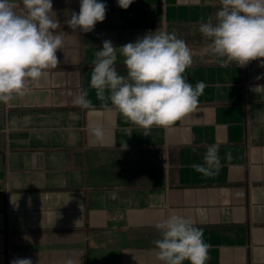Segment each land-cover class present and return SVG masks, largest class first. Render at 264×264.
Masks as SVG:
<instances>
[{
	"label": "crops",
	"instance_id": "0c3cea01",
	"mask_svg": "<svg viewBox=\"0 0 264 264\" xmlns=\"http://www.w3.org/2000/svg\"><path fill=\"white\" fill-rule=\"evenodd\" d=\"M100 2L105 20L82 32L65 23L80 0H52L66 34L57 68L0 102V264H161L155 224L171 214L203 231L206 264H264V67L223 66L212 52L199 26L215 21L220 0H133L126 10ZM157 30L186 42L193 62L183 75L206 87L194 111L145 136L105 109L90 78L104 40L120 47ZM116 67L127 75L119 54ZM85 89L90 109L74 103ZM95 125L103 141L90 138ZM211 145L221 167L205 177L192 165Z\"/></svg>",
	"mask_w": 264,
	"mask_h": 264
},
{
	"label": "clouds",
	"instance_id": "9594fccd",
	"mask_svg": "<svg viewBox=\"0 0 264 264\" xmlns=\"http://www.w3.org/2000/svg\"><path fill=\"white\" fill-rule=\"evenodd\" d=\"M133 0H117L121 9H128ZM23 6V12L17 8ZM221 7L201 22L199 31L211 41L210 48L223 66L235 62L244 66L260 61L264 67V0H220ZM107 5L100 0H80L79 13L65 11V23L73 31L91 32L106 18ZM53 10L52 0H0V102L8 103L23 97L28 81L38 83L55 69L57 51L63 50L66 34ZM123 57L127 75L118 74L116 62ZM90 87L95 90L107 111H118L128 121L147 130L152 126H170L194 111L206 87L203 81L193 86L184 73L192 65V54L186 42L175 33L149 31L135 42L115 47L104 40L95 53ZM264 79V75L257 76ZM83 90L74 103L84 109L92 107ZM100 125L89 127L94 141L105 139ZM115 146V145H114ZM121 143L120 151L127 150ZM219 148L211 145L203 164L192 167L205 177L217 174ZM161 238L154 241L161 264H206L210 244L191 219L171 214L155 224ZM10 264H33L31 258H13ZM66 264H72L67 260Z\"/></svg>",
	"mask_w": 264,
	"mask_h": 264
}]
</instances>
